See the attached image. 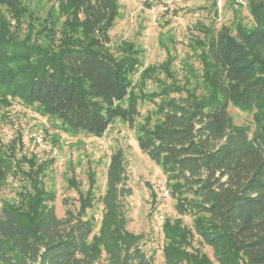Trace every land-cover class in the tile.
<instances>
[{"label": "trees", "instance_id": "obj_1", "mask_svg": "<svg viewBox=\"0 0 264 264\" xmlns=\"http://www.w3.org/2000/svg\"><path fill=\"white\" fill-rule=\"evenodd\" d=\"M17 5V0H0V13L3 6ZM248 7L251 28L239 26L234 35L224 27L209 37L206 30L205 38L194 42L203 70L188 69L207 92L188 88L186 97L165 103L161 97V122L154 130L142 127L137 138L141 151L175 181L179 207L193 215L218 264H264V127L250 136L234 126L229 113L235 105L264 116V0H250ZM60 12L73 17L68 31L81 38L67 33L70 43L56 53L0 31V105L19 99L67 134L102 137L117 118L138 113L136 100L126 108L124 102L141 51L130 45L128 54L116 57L106 49L120 15L119 0H66ZM178 91L167 85L162 96ZM12 150L8 158L0 155V194L18 160L17 148ZM27 161L34 168L35 159ZM52 162L27 173L34 194L2 207L0 264H96L99 244L109 254L105 264H152L139 246L143 237L128 231L120 216L124 199L132 195L123 152L116 151L108 165L98 236L84 212L60 218L54 207L42 204L40 174ZM174 230L166 226L165 264H208L206 257L185 252V238Z\"/></svg>", "mask_w": 264, "mask_h": 264}, {"label": "rangeland", "instance_id": "obj_2", "mask_svg": "<svg viewBox=\"0 0 264 264\" xmlns=\"http://www.w3.org/2000/svg\"><path fill=\"white\" fill-rule=\"evenodd\" d=\"M17 1L16 7H2L0 31L5 29L10 35L33 41L51 53L70 43L65 40L67 33L73 40L81 38L71 29L68 31L67 23L72 22L73 17L60 12L66 0ZM177 1L173 10L163 11L158 3L149 0H119L120 15L110 31L111 42L106 49L116 57L128 54L130 45L141 51L140 66L130 76L131 95L124 102L126 108L136 100L138 113L132 119L117 118L102 137L67 134L57 129L54 121L42 116L36 106H27L19 99L8 107L0 105V155L8 158L14 146L18 150V160L0 194V213L5 204L21 202L34 194L27 173L31 168L38 170L44 161L53 160L40 174L42 204L54 207L60 218L67 212H84L86 218L94 222L95 234L100 235L106 213L102 199L108 165L111 156L121 150L132 195L124 199L120 216L128 231L143 237L139 246L151 263L165 264L164 247L169 242L165 232L169 225L184 236L185 252L206 257L208 264H218L213 250L202 241L193 215L182 212L179 207L175 181L141 151L137 138L142 127L154 130L161 122L163 113H159L157 104L161 97L162 102L178 100L187 96L186 89L194 87L199 88V94L207 92L188 69V66L193 67L197 74L203 70L199 59L202 52L194 48V42L205 38L206 30L208 37L224 27L235 35L236 28L249 29L254 21L248 7L250 0ZM151 67L154 70L148 75L146 70ZM190 83L192 86H188ZM167 85L179 89L178 93L162 96ZM157 95L160 98L155 100ZM229 113L234 126L249 130L250 136L264 127V116L257 109L230 105ZM35 134L43 137L41 144L34 143ZM22 157L26 160H19ZM30 159H35L34 168L27 161ZM161 183L168 195L163 194ZM97 246L99 260L96 264H105L109 259L108 251L102 244Z\"/></svg>", "mask_w": 264, "mask_h": 264}, {"label": "built area", "instance_id": "obj_3", "mask_svg": "<svg viewBox=\"0 0 264 264\" xmlns=\"http://www.w3.org/2000/svg\"><path fill=\"white\" fill-rule=\"evenodd\" d=\"M149 2L153 3V4L158 3L160 8L163 11H168V10H173L178 1L177 0H149ZM34 136H35V137H33L35 140L34 143L41 144L43 141V137H41V135H39V134H35ZM52 151L54 154H56L55 149H53ZM160 186H161V190H162L163 194L168 195V192H167L166 188L164 187V185L161 183Z\"/></svg>", "mask_w": 264, "mask_h": 264}]
</instances>
